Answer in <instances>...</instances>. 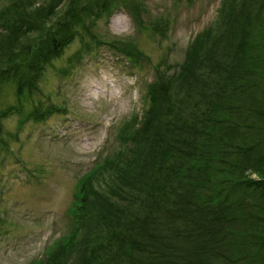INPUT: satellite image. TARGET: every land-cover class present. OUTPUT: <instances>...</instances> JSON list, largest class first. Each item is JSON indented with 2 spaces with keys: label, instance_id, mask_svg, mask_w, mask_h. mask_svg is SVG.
<instances>
[{
  "label": "trees",
  "instance_id": "16d2710c",
  "mask_svg": "<svg viewBox=\"0 0 264 264\" xmlns=\"http://www.w3.org/2000/svg\"><path fill=\"white\" fill-rule=\"evenodd\" d=\"M8 1L0 9V83L8 72L20 107V94L31 97L44 65L73 39L92 50L108 42L98 19L120 3L138 9L136 0ZM221 5L216 18L226 35L207 27L176 68L152 64L141 115L120 127L118 148L77 182L68 230L33 264H67L80 244L73 264H264V0ZM137 24L164 33L160 19L145 25L137 16ZM220 35L226 67L198 63L218 53ZM108 44L134 63L149 59L135 42ZM30 109L40 118L52 110L39 102ZM102 175L111 182L105 190L94 184Z\"/></svg>",
  "mask_w": 264,
  "mask_h": 264
},
{
  "label": "rangeland",
  "instance_id": "374dc122",
  "mask_svg": "<svg viewBox=\"0 0 264 264\" xmlns=\"http://www.w3.org/2000/svg\"><path fill=\"white\" fill-rule=\"evenodd\" d=\"M43 1L33 0L31 6ZM8 3L0 0V9L10 6ZM136 3V13L123 3L115 5L107 16L98 19L96 27L108 42L113 38L135 42L148 61L134 63L103 40L86 50L73 39L61 55L44 65L31 97L25 99L26 93L20 94L21 107L15 103L12 79L3 72L0 110L13 106L0 114V264H33L57 245L71 223L72 216L66 211L77 182L118 148L120 127L132 116L141 115L152 64L176 68L194 35L207 27L226 35L224 27L218 28L216 18L222 0ZM137 16L145 25L155 19L165 22L164 33L140 28ZM224 35L218 36V53L198 58V63L215 68L219 62L220 67H226L230 53L225 50ZM189 85L183 88L188 90ZM38 102L52 108L42 118L31 113V105ZM104 176L94 183L103 190L111 183L104 181ZM115 185L121 186L119 182ZM117 193L120 195L114 197L123 202V196ZM102 211L109 218L104 207ZM97 219L95 222L101 221ZM78 247L68 256L67 264L79 260L84 246Z\"/></svg>",
  "mask_w": 264,
  "mask_h": 264
}]
</instances>
